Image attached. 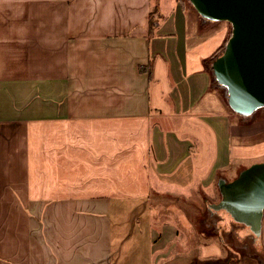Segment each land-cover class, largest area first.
<instances>
[{"label": "crops", "instance_id": "obj_1", "mask_svg": "<svg viewBox=\"0 0 264 264\" xmlns=\"http://www.w3.org/2000/svg\"><path fill=\"white\" fill-rule=\"evenodd\" d=\"M160 8L0 0V264H190L198 252L180 242L191 226L172 199L201 159L168 124L185 116L209 132L201 185L231 135L202 66L216 45L188 4ZM262 143L264 129L248 145Z\"/></svg>", "mask_w": 264, "mask_h": 264}, {"label": "water", "instance_id": "obj_2", "mask_svg": "<svg viewBox=\"0 0 264 264\" xmlns=\"http://www.w3.org/2000/svg\"><path fill=\"white\" fill-rule=\"evenodd\" d=\"M188 1L204 20L230 26L224 50L208 68L214 76L213 86L223 90L224 117L228 110L243 117L242 130L247 138L255 139L264 129L263 125L257 135L252 132L259 126L252 123L255 113L264 112V0ZM215 188L216 201L202 199L203 217L198 226L185 213L184 198L172 199L196 238L205 243L216 240L224 251L216 258H199L194 251L190 264H264V161L244 165L231 180L218 177Z\"/></svg>", "mask_w": 264, "mask_h": 264}, {"label": "rangeland", "instance_id": "obj_3", "mask_svg": "<svg viewBox=\"0 0 264 264\" xmlns=\"http://www.w3.org/2000/svg\"><path fill=\"white\" fill-rule=\"evenodd\" d=\"M170 3H173V7H175L176 4H180L183 7V3L190 4L188 0H161V8L164 9L167 7V10L173 9V7H170ZM167 12V11H165ZM205 32H207V45L211 47L212 45H216L218 42H220L225 36V34L231 33L230 26H228L226 23L223 22H211L208 27L203 28ZM172 88V87H171ZM162 92L159 93V96L162 100L163 107L171 106L170 100L167 98L165 90L163 87L160 89ZM169 92L170 89H168ZM214 92L217 93V95L223 99V94L221 90H214ZM176 92L170 93L171 97L173 98L175 96ZM224 102V101H223ZM161 104V101H160ZM171 110V107H170ZM156 111V110H154ZM172 111V110H171ZM161 113V111H159ZM168 110L166 109L164 111L165 114H167ZM169 112L168 114H170ZM167 117V116H166ZM157 119L154 117L153 121ZM164 119H170V118H164ZM162 120V118H161ZM226 126L229 130V133L231 134V137L236 138V145L233 144L232 139V149L229 153H226L227 150V142L225 141L224 137L219 134V150L220 151V143L222 144L221 148V154L218 152V156L220 157L219 164L221 162V159L223 160L221 164L223 167L219 168L214 173H211L208 179H203V183L201 185L202 178L204 175L211 169V160H212V147H211V138L209 136V132L205 129L204 126H202L199 122H197L196 119L188 118L185 116H180L176 118L170 124V127H174L178 130L179 134L181 136H185L186 138L190 139L193 143L192 148V156L194 158L195 162H199V168L196 170L195 178L193 181V184L191 185L190 189L187 191L186 197H184V203L187 206H184L187 211L185 212L187 215H189L194 223L198 226V223L201 221L203 217V201L202 199L204 197L208 198L210 201H216L218 198V194L215 188V182L218 177H223L227 180H231L235 174H237L246 164H249L251 162L256 161H264V143L262 144H254L252 146H249V140L253 141L254 138H247L248 133L242 130V128H245V124L240 121V117L232 113L230 110L228 112L226 111ZM167 121V120H164ZM163 121V122H164ZM262 121V122H261ZM211 123L214 125V127L218 126V123L214 121V123L211 121ZM253 126L259 124L257 127H253V133L257 135L258 131L263 128L264 125V112L258 111L253 119H252ZM166 124V122H165ZM261 124V126H260ZM216 125V126H215ZM227 140V138H226ZM220 164V166H221ZM204 180L206 182H204ZM200 184V185H198ZM176 215H181L180 212L174 213ZM173 214V215H174ZM262 225H263V232H264V213L262 218ZM180 232L183 235V238L181 236L180 242L183 243L184 249H188L189 247H193V249L198 248L197 254H199L200 258L204 257H221L224 254V251L222 247L219 245V243L216 240H211L208 243H205V240L196 238L197 235H195L193 228H186L182 229L180 228Z\"/></svg>", "mask_w": 264, "mask_h": 264}, {"label": "flooded vegetation", "instance_id": "obj_4", "mask_svg": "<svg viewBox=\"0 0 264 264\" xmlns=\"http://www.w3.org/2000/svg\"><path fill=\"white\" fill-rule=\"evenodd\" d=\"M189 7L192 8V5L189 4ZM213 22V21H209V20H204L203 18H201L200 16L198 17V28L200 31L204 32L203 28H206L209 26V24ZM231 33L229 34H225V36H223L222 40L220 42H218L215 46V48L206 56V58H204L202 60V66L204 68V70L208 73L209 75V89L214 91V90H221L222 94H223V90L218 88V87H214L213 86V82H214V76L212 75L211 70L208 68V64L219 54L224 50L225 44L228 40V38L230 37ZM214 46V45H212ZM211 46V47H212ZM210 48V47H209ZM208 48V49H209ZM224 96V95H223ZM220 98V97H219ZM221 99V98H220ZM224 99V97H223ZM222 100V99H221ZM256 114V113H255ZM240 121H242V123H244V119L243 117H240Z\"/></svg>", "mask_w": 264, "mask_h": 264}, {"label": "trees", "instance_id": "obj_5", "mask_svg": "<svg viewBox=\"0 0 264 264\" xmlns=\"http://www.w3.org/2000/svg\"><path fill=\"white\" fill-rule=\"evenodd\" d=\"M159 16V9L157 6H152L149 15H148V28H149V34L152 33L154 29V21ZM147 71L146 67H139V72H145Z\"/></svg>", "mask_w": 264, "mask_h": 264}]
</instances>
